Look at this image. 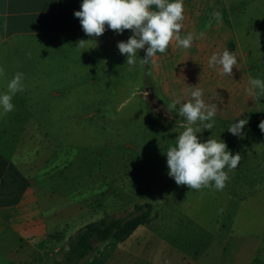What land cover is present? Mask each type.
<instances>
[{"label":"crops","instance_id":"crops-1","mask_svg":"<svg viewBox=\"0 0 264 264\" xmlns=\"http://www.w3.org/2000/svg\"><path fill=\"white\" fill-rule=\"evenodd\" d=\"M80 3L0 0V92L7 91L15 73H23L14 110L0 116V146L22 143L26 128L34 129L38 139L44 130L51 146L53 130L70 128L74 114L94 105L107 113L111 97L142 93L146 102L156 100L162 108L160 153L123 157L135 162L128 185L98 192L107 193L104 202L119 196L123 186V192L137 194L138 203L152 204L158 216L124 241L97 243L91 264H264V134L257 127L264 120V96L256 99L245 92L250 77L264 79V0L252 10L249 0H183L180 34L192 33V46L184 49L173 40L149 64L138 59L131 68L117 48L131 30L118 34L106 27L99 37L87 36L73 15ZM81 39L94 41L82 49L76 46ZM225 48L237 57L231 75H221L207 63ZM144 54L145 49L138 50L140 58ZM195 87L202 89L205 103L216 106L213 128L201 126L198 137L202 142L221 138L241 157L222 190L190 189L167 175L165 151L174 146L184 122L167 105L179 97L188 100ZM246 117L242 138L227 131L234 119ZM144 160L153 163L137 164ZM250 215L260 225L255 232ZM47 217L29 175L0 148V242L9 247L10 239L4 237L18 238L16 247H10L16 253L12 264H34L43 256L44 244L56 233Z\"/></svg>","mask_w":264,"mask_h":264},{"label":"rangeland","instance_id":"rangeland-1","mask_svg":"<svg viewBox=\"0 0 264 264\" xmlns=\"http://www.w3.org/2000/svg\"><path fill=\"white\" fill-rule=\"evenodd\" d=\"M249 8L260 9V0H249ZM111 99L109 112L101 113L96 105L89 106L73 115L68 122L72 125L70 128L53 130L55 144L51 146L44 130L38 139L32 128H26L22 143L0 146L29 175L37 202L53 222L51 231L56 232L44 244V254L34 264H68L65 251L71 237L82 227L105 216H126L138 203L137 194L123 192V186L119 196L112 200L106 198L104 202L102 199L107 193H100L98 189L112 190L128 185V175L135 162L122 160L123 157L141 151L149 155L160 153L162 108L156 100L152 105L146 102L142 93ZM134 109V115L129 113ZM152 163L137 161L138 165ZM147 179L151 183L150 178H143ZM252 217L251 228L255 232L260 225L255 222V215L249 216ZM5 238L10 239V244L8 247L0 242V264H12L16 253L10 247H16L18 238ZM93 253L80 264H91L89 259Z\"/></svg>","mask_w":264,"mask_h":264},{"label":"clouds","instance_id":"clouds-1","mask_svg":"<svg viewBox=\"0 0 264 264\" xmlns=\"http://www.w3.org/2000/svg\"><path fill=\"white\" fill-rule=\"evenodd\" d=\"M73 15L89 37L101 36L106 27L118 34L131 30L126 41L117 43L119 53L126 56L125 63L130 68L138 59L142 64H149L156 53H164L173 40L178 47L188 49L194 39L192 33L180 34L184 19L183 0H81L80 9ZM90 40L94 41L78 40L76 46L83 49ZM139 49H145L143 58L137 55ZM207 63L221 75H231L237 57L225 48L214 52ZM3 72V67H0V75ZM22 79V72L15 73L7 83V91L0 92V116L14 110L12 100L17 92L23 91ZM245 92L256 99L264 96V79L250 77ZM188 96L186 101L179 97L167 105L169 110L175 109L184 121L181 125L183 131L177 135L174 146L165 151L167 175L177 185H186L190 189L211 186L222 190L229 179L228 171L239 164L240 154H233L221 138L201 141L197 133L201 132V126L213 128L216 106L205 103L199 87L190 89ZM247 123V117L234 119L227 131L242 138ZM257 127L264 134V120Z\"/></svg>","mask_w":264,"mask_h":264},{"label":"trees","instance_id":"trees-1","mask_svg":"<svg viewBox=\"0 0 264 264\" xmlns=\"http://www.w3.org/2000/svg\"><path fill=\"white\" fill-rule=\"evenodd\" d=\"M158 210L150 203H136L126 216L103 217L82 227L71 237L65 258L68 264H80L95 250L96 244L110 238L126 240L135 229L151 222Z\"/></svg>","mask_w":264,"mask_h":264},{"label":"water","instance_id":"water-1","mask_svg":"<svg viewBox=\"0 0 264 264\" xmlns=\"http://www.w3.org/2000/svg\"><path fill=\"white\" fill-rule=\"evenodd\" d=\"M149 92H150V89H149Z\"/></svg>","mask_w":264,"mask_h":264}]
</instances>
